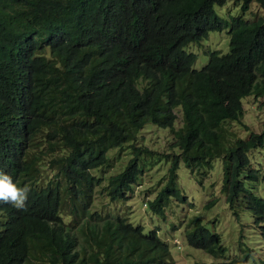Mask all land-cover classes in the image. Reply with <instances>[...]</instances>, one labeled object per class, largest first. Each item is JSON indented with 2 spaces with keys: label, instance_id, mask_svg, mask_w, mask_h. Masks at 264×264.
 <instances>
[{
  "label": "trees",
  "instance_id": "trees-1",
  "mask_svg": "<svg viewBox=\"0 0 264 264\" xmlns=\"http://www.w3.org/2000/svg\"><path fill=\"white\" fill-rule=\"evenodd\" d=\"M226 1L0 0V173L29 188L22 209L0 202V264H173L157 227L93 207L102 181L94 170L111 164L112 149L129 147L131 157L103 190L109 201L130 197L152 153L135 143L148 123L172 130L178 150L149 210L165 216L171 199H185L181 163L204 174L220 158L225 201L236 215L246 208L264 236V194L251 186L260 170L250 161L264 129L241 137L228 128L245 96L264 98V16L246 17L264 0H236L239 12L222 16ZM223 29L228 50H208L194 67L186 46ZM189 224L190 246L225 257L217 232L198 216Z\"/></svg>",
  "mask_w": 264,
  "mask_h": 264
},
{
  "label": "rangeland",
  "instance_id": "rangeland-1",
  "mask_svg": "<svg viewBox=\"0 0 264 264\" xmlns=\"http://www.w3.org/2000/svg\"><path fill=\"white\" fill-rule=\"evenodd\" d=\"M216 8L222 16H227L229 13L237 14L240 3L236 0H227L225 4ZM253 14L264 16V9L255 2L251 3L246 17ZM228 47L229 35L225 29L210 31L199 43H190L186 46L188 50L197 53L193 65L196 68L206 63L208 50L218 49L226 52ZM242 101L243 117L239 122H229L228 128L235 136L247 137L250 131L259 132L264 129V98L249 95ZM178 124L180 119L175 128ZM174 136L175 133L169 128L149 123L137 133L135 143L147 145L152 149V153L151 156L140 160L144 170L127 200L109 201L103 190L107 177L121 170L131 157L129 147L112 149L109 152L111 164L94 170L102 177L100 184L95 187L94 209L102 213H119L127 216L132 222L141 223L145 230L157 227L159 235L169 245L173 264H219L233 257H241L246 252H249V255L243 262L227 264H264V236L253 225L251 213L246 208L240 207L236 215L225 201L220 158H215L212 167L204 174L191 172L183 163L179 165L178 186L185 199H171L165 208V216L155 214L147 208V205L145 206L146 200L155 195L164 181L170 165V153L173 149L177 150L171 147ZM250 157L252 165L259 168L261 178L258 182H252L251 186L253 191L264 194V147L252 150ZM48 158L49 156L47 158L44 156V163ZM46 168L44 166V169ZM51 172L50 169L45 170V174L50 176ZM68 212L67 208L62 207L61 213L65 220L70 219ZM195 216L200 217L205 226L220 235L221 243L225 247V257L216 258L202 249L190 246L185 240V230L191 226L189 219Z\"/></svg>",
  "mask_w": 264,
  "mask_h": 264
},
{
  "label": "clouds",
  "instance_id": "clouds-1",
  "mask_svg": "<svg viewBox=\"0 0 264 264\" xmlns=\"http://www.w3.org/2000/svg\"><path fill=\"white\" fill-rule=\"evenodd\" d=\"M28 193L29 188L27 186L19 187L10 176L0 173V202L11 203L17 209H22L25 207Z\"/></svg>",
  "mask_w": 264,
  "mask_h": 264
}]
</instances>
